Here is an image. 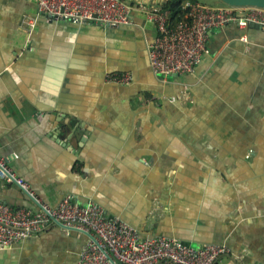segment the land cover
<instances>
[{
  "label": "crops",
  "instance_id": "crops-1",
  "mask_svg": "<svg viewBox=\"0 0 264 264\" xmlns=\"http://www.w3.org/2000/svg\"><path fill=\"white\" fill-rule=\"evenodd\" d=\"M135 22L155 34L144 15ZM208 48L194 74L157 76L140 28L0 0V154L50 207L92 199L144 238L224 245L217 264H264V30L228 25ZM115 73L131 83L108 82ZM0 198L32 206L15 185L0 182ZM87 241L52 226L0 251V264H79Z\"/></svg>",
  "mask_w": 264,
  "mask_h": 264
},
{
  "label": "built area",
  "instance_id": "built-area-1",
  "mask_svg": "<svg viewBox=\"0 0 264 264\" xmlns=\"http://www.w3.org/2000/svg\"><path fill=\"white\" fill-rule=\"evenodd\" d=\"M40 16L49 20H64L74 24L95 23L110 28H140L145 36L152 72L157 76L194 74L209 53L211 34L228 25L240 30L250 24L264 30V9L229 7L185 0L181 16L172 17L150 0H35ZM137 14L144 15L155 34L149 37L146 27L135 22ZM31 34L35 20H25ZM241 40L248 43L246 36ZM128 74H110L107 81L128 85ZM14 158H18L14 155ZM0 182L15 185L26 197H35L33 187L18 176L9 159L0 154ZM37 199V198H36ZM39 206L16 208L0 198V251H7L36 237L56 221L68 230L89 234L79 264H217L229 249L224 245L208 244L199 248L188 246L173 237L144 238L138 230L118 218L108 217L92 199L81 205L73 196H65L56 207L37 199ZM61 227V226H60ZM113 260V262H112Z\"/></svg>",
  "mask_w": 264,
  "mask_h": 264
},
{
  "label": "water",
  "instance_id": "water-1",
  "mask_svg": "<svg viewBox=\"0 0 264 264\" xmlns=\"http://www.w3.org/2000/svg\"><path fill=\"white\" fill-rule=\"evenodd\" d=\"M217 2L220 3L221 5H225L229 7H238V8L252 7V8L264 9V0H217ZM250 26L260 27L259 25L256 24H250ZM26 199L30 203V205L39 206V203L36 198L26 197ZM55 223L56 225L63 227L62 224H60L59 222L56 221ZM87 236L90 237L89 234H87Z\"/></svg>",
  "mask_w": 264,
  "mask_h": 264
},
{
  "label": "trees",
  "instance_id": "trees-1",
  "mask_svg": "<svg viewBox=\"0 0 264 264\" xmlns=\"http://www.w3.org/2000/svg\"><path fill=\"white\" fill-rule=\"evenodd\" d=\"M157 1L156 4L165 9H169L172 13V17L177 19L181 16V7L185 0H152ZM197 1V0H192Z\"/></svg>",
  "mask_w": 264,
  "mask_h": 264
},
{
  "label": "rangeland",
  "instance_id": "rangeland-1",
  "mask_svg": "<svg viewBox=\"0 0 264 264\" xmlns=\"http://www.w3.org/2000/svg\"><path fill=\"white\" fill-rule=\"evenodd\" d=\"M132 1V0H130ZM199 2H202L204 4H216V5H219L220 3L217 2V0H197Z\"/></svg>",
  "mask_w": 264,
  "mask_h": 264
}]
</instances>
